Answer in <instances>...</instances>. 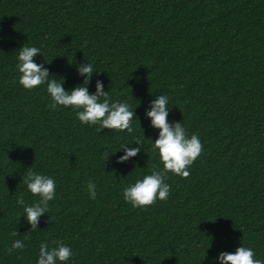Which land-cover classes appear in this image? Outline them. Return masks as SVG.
I'll list each match as a JSON object with an SVG mask.
<instances>
[{
	"label": "trees",
	"instance_id": "16d2710c",
	"mask_svg": "<svg viewBox=\"0 0 264 264\" xmlns=\"http://www.w3.org/2000/svg\"><path fill=\"white\" fill-rule=\"evenodd\" d=\"M23 45L41 49L34 61L65 90L91 64L89 92L100 80L111 102H127L133 133L53 110L46 85L24 89ZM158 95L203 151L188 178L168 173L166 201L133 208L123 189L163 168L145 116ZM137 138L140 153L117 163ZM29 170L56 182L34 231L17 204L38 199ZM15 240L25 247L9 253ZM53 241L72 249L66 264H218L240 246L264 261V0H0V264H36Z\"/></svg>",
	"mask_w": 264,
	"mask_h": 264
},
{
	"label": "clouds",
	"instance_id": "9594fccd",
	"mask_svg": "<svg viewBox=\"0 0 264 264\" xmlns=\"http://www.w3.org/2000/svg\"><path fill=\"white\" fill-rule=\"evenodd\" d=\"M41 54L38 47L23 45L17 55V70L20 73L19 84L26 90L35 89L46 85V90L51 97L50 107L54 110L57 106L72 108L81 124L99 125L101 130H117L133 133V119H137L134 109L127 102H111L108 91H104V85L100 80L95 82V93H90L87 85L93 75L91 64H80L77 72L82 76L83 83L76 85L71 90H65L62 86L63 78L58 82L51 76L44 64H38L34 57ZM98 72V71H97ZM103 98V99H101ZM169 97L158 95L150 101L149 109L145 116L150 120V127L158 129V137L154 140L153 150L158 152L159 163L153 164L150 174L138 179L135 183L123 189V199L133 208H146L154 205L157 200L166 201L169 198L171 187L165 182L168 173L178 175L181 178L190 176V166L202 154L203 145L196 134L190 137L181 122L170 123ZM137 147L121 145L123 155L117 159V163L127 162L136 157L141 151V140L135 141ZM129 145V144H128ZM109 156H106V160ZM105 160V161H106ZM24 183L33 196L38 197L36 202L26 205L23 196L17 198V204L23 206V215L31 226L30 231L37 229L39 219L49 210V201L56 196V182L50 176L39 174L29 170L24 176ZM87 191L91 199L96 198V184L89 182ZM18 233L14 231L13 236ZM55 246L49 247L48 243L39 245V255L36 264H66L73 256L72 249L61 241H53ZM25 247L21 240H15L8 249L11 253ZM215 260L218 264H264V261L255 257L253 249L245 246L237 247L235 252H220Z\"/></svg>",
	"mask_w": 264,
	"mask_h": 264
}]
</instances>
